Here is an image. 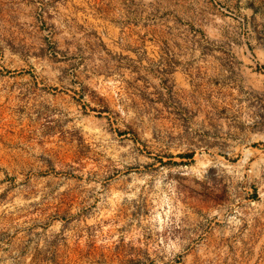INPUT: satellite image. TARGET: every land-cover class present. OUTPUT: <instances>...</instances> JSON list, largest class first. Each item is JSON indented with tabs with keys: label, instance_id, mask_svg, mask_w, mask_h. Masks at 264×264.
Instances as JSON below:
<instances>
[{
	"label": "rangeland",
	"instance_id": "rangeland-1",
	"mask_svg": "<svg viewBox=\"0 0 264 264\" xmlns=\"http://www.w3.org/2000/svg\"><path fill=\"white\" fill-rule=\"evenodd\" d=\"M0 264H264V0H0Z\"/></svg>",
	"mask_w": 264,
	"mask_h": 264
}]
</instances>
